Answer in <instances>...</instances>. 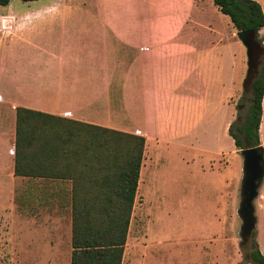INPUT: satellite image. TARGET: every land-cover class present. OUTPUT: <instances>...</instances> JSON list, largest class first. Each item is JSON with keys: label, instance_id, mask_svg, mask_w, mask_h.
I'll return each mask as SVG.
<instances>
[{"label": "crops", "instance_id": "obj_1", "mask_svg": "<svg viewBox=\"0 0 264 264\" xmlns=\"http://www.w3.org/2000/svg\"><path fill=\"white\" fill-rule=\"evenodd\" d=\"M0 7V190H12V202L15 190H70L72 225L70 179L15 174L18 107L143 135L146 146L196 137L226 105L227 130L235 117L227 98L238 94L244 65L232 22L227 36L210 16L221 12L213 0H11ZM54 221L42 225L48 252L37 246L35 256L58 257Z\"/></svg>", "mask_w": 264, "mask_h": 264}, {"label": "rangeland", "instance_id": "obj_2", "mask_svg": "<svg viewBox=\"0 0 264 264\" xmlns=\"http://www.w3.org/2000/svg\"><path fill=\"white\" fill-rule=\"evenodd\" d=\"M258 1L264 9V0ZM210 16L220 30L231 35L229 17L221 12ZM259 36L264 41V29ZM234 38L237 56L244 65V81L247 49L236 34ZM243 81L237 97L228 96V104L235 106L242 100L248 105L251 91L243 93ZM230 112V106L222 108L214 117L215 124L202 128L197 138L161 144L150 140L145 146L122 264H252L244 258L253 238L242 243L240 236L243 163L225 126ZM236 117L237 110L233 121ZM260 137L264 146V135ZM25 182L34 187L47 181ZM263 184L264 180L254 204L255 239L264 253ZM69 192L15 190L12 202V190H0V264H71ZM56 218L58 228L51 231L58 237V257L35 256L37 246L48 252V245L41 243L42 235L49 237L48 228L42 225Z\"/></svg>", "mask_w": 264, "mask_h": 264}, {"label": "trees", "instance_id": "obj_3", "mask_svg": "<svg viewBox=\"0 0 264 264\" xmlns=\"http://www.w3.org/2000/svg\"><path fill=\"white\" fill-rule=\"evenodd\" d=\"M11 0H0L7 5ZM34 1V0H23ZM237 31L256 32L263 48L248 105L236 103L228 127L236 149L262 145L264 99V9L258 0H213ZM146 138L18 107L15 174L72 182L71 264H122L138 191ZM253 232L245 261L264 264Z\"/></svg>", "mask_w": 264, "mask_h": 264}, {"label": "water", "instance_id": "obj_4", "mask_svg": "<svg viewBox=\"0 0 264 264\" xmlns=\"http://www.w3.org/2000/svg\"><path fill=\"white\" fill-rule=\"evenodd\" d=\"M247 49L248 69L243 81V93L252 91V83L258 75V59L263 48L256 40V32L241 30L236 33ZM242 156V181L238 215L242 221L240 236L245 243L256 229L257 217L254 201L259 195L260 186L264 180V146L246 147L240 150Z\"/></svg>", "mask_w": 264, "mask_h": 264}, {"label": "bare ground", "instance_id": "obj_5", "mask_svg": "<svg viewBox=\"0 0 264 264\" xmlns=\"http://www.w3.org/2000/svg\"><path fill=\"white\" fill-rule=\"evenodd\" d=\"M260 134L261 136L264 135V122L263 121L261 122V125H260Z\"/></svg>", "mask_w": 264, "mask_h": 264}, {"label": "built area", "instance_id": "obj_6", "mask_svg": "<svg viewBox=\"0 0 264 264\" xmlns=\"http://www.w3.org/2000/svg\"><path fill=\"white\" fill-rule=\"evenodd\" d=\"M10 153H14L15 154V148H12L11 150H10Z\"/></svg>", "mask_w": 264, "mask_h": 264}]
</instances>
